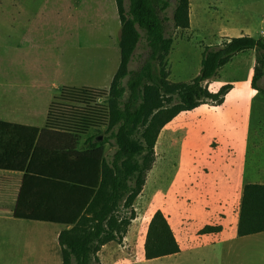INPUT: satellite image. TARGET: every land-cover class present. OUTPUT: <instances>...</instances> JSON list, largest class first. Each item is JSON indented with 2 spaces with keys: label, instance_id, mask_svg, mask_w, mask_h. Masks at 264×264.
<instances>
[{
  "label": "rangeland",
  "instance_id": "obj_1",
  "mask_svg": "<svg viewBox=\"0 0 264 264\" xmlns=\"http://www.w3.org/2000/svg\"><path fill=\"white\" fill-rule=\"evenodd\" d=\"M29 3L30 11L21 22L26 25L32 20L38 33L35 44L47 42L49 59L60 72L55 74L56 83L109 89L121 60V22L116 0H29ZM171 3L164 15L168 19L167 31L174 37L166 67L171 82H189L197 77L207 46L221 44L230 35L259 39L264 30V0H190L189 29L175 28L176 0ZM148 52L143 39L130 69H139ZM5 54V47L0 45V68L6 62ZM255 64V50L239 54L209 84L214 92L225 84H233L235 89L223 104H202L179 114L161 130L155 162L134 204L140 216L133 226L138 236L129 234L122 243L114 241L112 249L100 251L101 261L106 264L109 259L110 263L124 264H264V234L245 242L236 239L240 213L236 212L244 186L250 182L264 183L261 176H255L253 168L244 174L242 165L245 137L249 135L252 146L264 138V95L257 96L251 109L249 106L255 95L251 87L254 73L251 68ZM155 74H160L159 67ZM259 86L264 87V77ZM56 95H60V90ZM100 102L108 106L107 97ZM90 133H98L100 141L109 134L107 126L92 129L87 135ZM105 148L111 157L115 147L106 144ZM249 153L252 162L257 157L264 161V146L258 154L252 147ZM162 209L171 216L177 231L184 230V249L194 250L186 251L178 260L147 261L144 228L150 215ZM52 225L55 224L15 218L0 220V264H63ZM206 225H222L223 231L200 235L199 231ZM224 249H240L241 253L227 256Z\"/></svg>",
  "mask_w": 264,
  "mask_h": 264
},
{
  "label": "trees",
  "instance_id": "obj_2",
  "mask_svg": "<svg viewBox=\"0 0 264 264\" xmlns=\"http://www.w3.org/2000/svg\"><path fill=\"white\" fill-rule=\"evenodd\" d=\"M116 3L121 60L110 88L63 87L49 107L43 129L0 122V168L24 172L14 217L65 226L59 234L63 264H102L103 246L123 242L137 218L134 204L155 162L161 130L183 112L206 103H224L233 84L216 92L209 84L225 65L237 54L255 50L251 87L259 90L264 77V39L244 35L207 46L200 74L189 82H171L166 67L174 37L164 16L171 0ZM190 5V0H176V29L190 28ZM143 39L148 56L139 69L131 70ZM105 97L108 106L100 102ZM106 126L109 134L103 141H96L97 133L83 144L90 130ZM106 144L115 147L111 157ZM221 231L219 225H207L200 233ZM260 232H264V184L247 183L238 234ZM178 252L180 245L167 217L156 211L147 232L145 258Z\"/></svg>",
  "mask_w": 264,
  "mask_h": 264
},
{
  "label": "crops",
  "instance_id": "obj_3",
  "mask_svg": "<svg viewBox=\"0 0 264 264\" xmlns=\"http://www.w3.org/2000/svg\"><path fill=\"white\" fill-rule=\"evenodd\" d=\"M219 1H223V0H219ZM29 4H30L29 0H0V45L4 46L6 51L5 54L6 62L4 63V66L0 68V122L12 124V125H22V126H29V127L43 129L45 128L47 123L49 107L52 101L57 96L56 95L57 91L60 90L61 93L63 87L65 86L60 83H56L55 74L56 73L60 74V72L57 67L53 68L54 66L52 65L49 59L47 46H46L47 42L44 40L41 45L35 44L34 39L35 38L37 39L38 33L33 29L32 20L26 23V25H23L21 22L23 16L26 15V12L30 11ZM31 17L30 19H32ZM263 32L264 30L261 31V38L264 39ZM232 37L233 36L230 35L228 38H232ZM239 54H237L235 57H237ZM231 62H229L228 64H230ZM48 64L49 66L47 67ZM253 69L254 67L251 68V72L253 71ZM210 82H212V80ZM234 89L235 87L228 93V96H230L233 93ZM252 91L253 93H255V95H253V97L251 98V102L249 104L250 109L252 108L251 106L254 104V101L257 98V96L264 95V87H261L259 90L252 88ZM263 100H264V96H263ZM167 127L168 126H165L164 128ZM90 136H93V134L90 133L89 135H87L83 141V144ZM248 136L249 135L245 137V144H244L245 155H243V163H242L244 174L247 172L246 170H248V168L250 169L253 168L255 176L258 175L261 176L262 179H264V161L261 158L257 157L258 158V160L256 158L257 162L256 160L252 162L251 155H249L251 147L254 149L255 152H257V154L259 153V151H261L262 147L264 146V138L256 140L255 141L256 143L252 146L250 145V138ZM98 139L99 136H97L96 141H98ZM83 144H82V148L85 147ZM23 177H24L23 171H15V170L0 168V220L15 218L14 211L22 189ZM250 183H256V182H250ZM259 184H264V183H259ZM137 199L135 203L137 202ZM240 206L241 205H239V208H237L236 213L240 212ZM156 211H154L150 215L148 221L146 222L144 228L145 231L144 236H146L147 234L148 225L151 222V219ZM163 213L167 217L174 231L176 239L180 245V252L157 259L178 260L185 255L186 251L190 252L193 251L194 249H184L182 243V240L185 236L184 230L180 229L177 231L174 227L171 216L165 211H163ZM239 218H240V213H239ZM139 219L140 216H137V218L133 220L132 224L130 225L129 231L125 237V240H127L129 234H131L132 237L138 236L135 233L136 229L133 228V226L135 223L139 221ZM15 220H19V219L15 218ZM52 226H55L53 228H55L54 233L57 239V246L61 250L62 247L59 243V234L63 229H65V226H61V225H52ZM219 226L222 227V231H223V226L222 225ZM222 231L219 233H208V234H220L222 233ZM199 234L206 235V234H201L200 231ZM237 234H238V228H237ZM260 234H264V232H260L248 236H240L238 234V237L236 239L245 242L251 240L250 238L253 239ZM258 242L260 241L258 240ZM113 243L114 241L106 244L105 246H103L101 251L103 252L105 251V249H112ZM224 252L227 256H229L232 253L236 254L240 252V249H224ZM144 256H145V252H144ZM99 257H100V252H99ZM109 260L107 264H124L119 262L110 263ZM101 263L106 264L103 261H101ZM133 263L135 264V262H132V264Z\"/></svg>",
  "mask_w": 264,
  "mask_h": 264
},
{
  "label": "water",
  "instance_id": "obj_4",
  "mask_svg": "<svg viewBox=\"0 0 264 264\" xmlns=\"http://www.w3.org/2000/svg\"><path fill=\"white\" fill-rule=\"evenodd\" d=\"M100 140H102L101 136H99V139H98V141H100Z\"/></svg>",
  "mask_w": 264,
  "mask_h": 264
},
{
  "label": "built area",
  "instance_id": "obj_5",
  "mask_svg": "<svg viewBox=\"0 0 264 264\" xmlns=\"http://www.w3.org/2000/svg\"><path fill=\"white\" fill-rule=\"evenodd\" d=\"M263 37H264V32H263Z\"/></svg>",
  "mask_w": 264,
  "mask_h": 264
}]
</instances>
